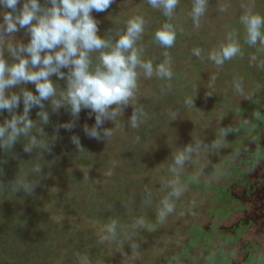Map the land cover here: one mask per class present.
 I'll list each match as a JSON object with an SVG mask.
<instances>
[{
  "label": "rangeland",
  "instance_id": "rangeland-1",
  "mask_svg": "<svg viewBox=\"0 0 264 264\" xmlns=\"http://www.w3.org/2000/svg\"><path fill=\"white\" fill-rule=\"evenodd\" d=\"M42 1L0 0V113L20 115L17 127H11L12 121L7 120L11 128L4 139L5 145L24 154L25 146L16 145L15 140L26 137L21 124L27 117L23 106L27 94L39 95L46 82L56 80L61 74L68 73L87 86L120 90L115 99L117 122L111 130L114 137L119 134L116 144L113 143L116 154L111 157L112 162L125 140L130 111L142 104V97L147 99L149 93L166 86L169 91L190 86L198 94L195 103L186 100L181 111L170 118L174 127L166 142L175 146L168 145L167 152L174 165L180 164L173 169L170 162L168 168L199 176L207 183H223L224 173L237 162L231 150L237 141H245L241 147L247 149L250 139L245 137L247 130L258 122L257 115L264 114V109L257 112L264 101V32L259 33L264 28V0L82 3L76 16L70 12L65 17L61 14L66 0H51L48 13L39 10ZM60 1L63 2L59 5ZM76 3L81 2L76 0ZM128 32L132 34L121 42L122 35ZM242 42L252 43L247 47L249 43L242 45ZM239 48H249L250 53L234 66L233 62L240 59ZM104 56L109 59L127 56L131 63L118 76L92 72L89 65L96 66ZM242 65L246 66L244 70ZM36 101L33 97L30 102ZM170 101V95L166 96L165 105H170ZM252 101L254 105L248 113L240 110L233 113ZM239 123H245L246 130L239 131L236 137L223 133L224 127ZM171 157H168L170 161ZM6 161L9 167L12 160ZM109 167L106 165L97 177H91L96 186L108 188L112 176ZM153 173L152 170L146 175L153 177ZM167 179L172 181L170 185L174 184L172 188L168 186L171 193L180 194L175 186L177 181ZM183 195L187 201L182 204H187L185 213L173 216L171 228L161 229L158 238H152L150 248H137L139 251L130 244L115 248V236L105 225L84 218L65 220L98 232L111 254L99 264H153L163 254L167 256L183 247L187 235L182 226L193 222L208 226L211 222L204 215L209 200L194 204V200L198 201L196 196L189 192ZM198 197L203 199L201 195ZM192 203L198 208L194 214ZM254 238L255 235H248L250 241ZM206 248L201 245L196 249L193 257L197 261L191 264H207L204 256L215 249L210 246L206 252Z\"/></svg>",
  "mask_w": 264,
  "mask_h": 264
},
{
  "label": "trees",
  "instance_id": "trees-1",
  "mask_svg": "<svg viewBox=\"0 0 264 264\" xmlns=\"http://www.w3.org/2000/svg\"><path fill=\"white\" fill-rule=\"evenodd\" d=\"M66 1L61 17L70 12L76 16L82 3ZM51 2L43 0L39 10L48 13ZM263 32L264 28L260 35ZM131 34H123L121 42ZM251 43L242 42V45L250 47ZM237 51L240 59L233 62L234 66L250 53L249 48ZM121 58L104 56L89 68L101 75L118 76L131 63L127 56ZM241 68L244 70L246 66ZM119 91L87 86L65 73L46 82L39 95L28 92L23 104L27 117L21 124L26 137L15 140L16 145L25 146L22 155L4 143L8 129L18 126L20 115L0 113V264H99L110 258L108 246L95 229L77 227L72 221L66 222V217L105 225L115 236V248L130 244L137 250L150 248L152 238H158L161 229L171 228L173 216L185 213L187 204L182 205L186 201L185 192L197 197L194 204L210 197L212 202L225 206L227 202L236 203L228 188L168 168L170 162L173 169L180 164L174 165L167 152L169 146H175L166 142L174 127L170 118L186 100L195 103L198 94L190 86L170 91L166 86L149 93L147 99L142 97V104L130 111L125 140L112 162L111 157L116 154L114 144L119 138V134L114 137L111 132L117 122L115 99ZM168 95L172 103L165 105ZM33 97L36 103L30 102ZM251 103L234 109L233 113L236 110L248 113L254 105ZM262 103L257 112H263ZM8 119L13 126H8ZM241 130H246L245 123L228 125L223 133L236 137ZM10 159L12 164L8 167L6 160ZM106 165L110 166L112 176L104 189L96 186L91 177H97ZM152 170L154 178L146 175ZM168 177L177 181L175 186L180 194L168 189L174 186ZM197 209L192 203V214ZM213 212L214 208L209 206L207 213ZM182 229L187 235L183 247L167 256L163 254L153 264H191L197 261L193 257L196 249L201 245L210 247V241L214 240L212 232L206 233L194 222ZM236 240L237 237L231 242ZM206 256L208 264H215L216 255L210 252ZM221 264L231 263L224 259Z\"/></svg>",
  "mask_w": 264,
  "mask_h": 264
},
{
  "label": "flooded vegetation",
  "instance_id": "flooded-vegetation-1",
  "mask_svg": "<svg viewBox=\"0 0 264 264\" xmlns=\"http://www.w3.org/2000/svg\"><path fill=\"white\" fill-rule=\"evenodd\" d=\"M257 117L258 122L251 124L245 136L247 140L250 138L247 149L241 147L245 141H237L230 153L237 162L224 173L223 183H212L222 189L228 188L236 203L227 202L225 206L212 202L213 197H210L209 204L214 212L205 211L204 215L211 222L208 226L197 224L206 233H213L210 246L217 256L215 264H221L224 259L231 264H264V114ZM248 235H255V238L250 241Z\"/></svg>",
  "mask_w": 264,
  "mask_h": 264
},
{
  "label": "water",
  "instance_id": "water-1",
  "mask_svg": "<svg viewBox=\"0 0 264 264\" xmlns=\"http://www.w3.org/2000/svg\"><path fill=\"white\" fill-rule=\"evenodd\" d=\"M130 0H79L81 3H94V2H115V3H124Z\"/></svg>",
  "mask_w": 264,
  "mask_h": 264
}]
</instances>
